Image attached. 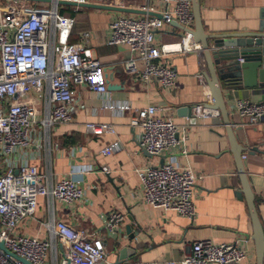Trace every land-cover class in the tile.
Masks as SVG:
<instances>
[{
  "label": "built area",
  "instance_id": "obj_1",
  "mask_svg": "<svg viewBox=\"0 0 264 264\" xmlns=\"http://www.w3.org/2000/svg\"><path fill=\"white\" fill-rule=\"evenodd\" d=\"M68 1L145 12L111 16L105 39L107 45L127 47L128 58L123 69L132 81L142 85L155 81L167 89L173 88L177 72L164 58L176 52L201 50L188 31H183L177 43H158L157 40V32L171 21L192 28L191 0ZM58 6L57 0H51L50 4L0 0V242L11 253L32 264H115L107 260L103 237L72 228L62 220L51 219L44 223L49 239L18 231L23 220L34 216L39 196L72 204L85 195L80 181L67 175L49 183L34 164L22 157L34 141L33 135L43 130L44 135L39 134L37 142L43 136L45 141L51 128L73 119L79 87L92 95L108 92L105 67L93 54L88 43L89 32L82 31L81 41L69 43L72 20L60 13ZM196 77L204 89L205 101L191 107V116L219 117L218 110L208 107L212 97L204 75L198 73ZM103 108L122 114L130 109V105L110 101ZM161 110L163 108L159 106L148 105L133 110L129 119L132 127L139 128L137 141L141 149L156 157L174 153L160 165L135 168L141 183L142 200L153 208L193 218V191L201 176L177 161V155L188 153L186 133L183 127L178 130L170 118L158 115ZM229 111L243 118L242 125L262 123L264 126V100L238 99ZM84 130L91 135L115 133L113 124L107 122L88 121ZM113 150L114 144H111L103 147L101 153L109 155ZM245 157L246 153H242L241 158ZM123 220L124 215L118 211L106 214L107 236L119 234ZM57 247L60 248V260ZM249 252V246L237 242L196 240L189 252L163 263L242 264ZM0 264L24 263L0 249Z\"/></svg>",
  "mask_w": 264,
  "mask_h": 264
},
{
  "label": "crops",
  "instance_id": "obj_2",
  "mask_svg": "<svg viewBox=\"0 0 264 264\" xmlns=\"http://www.w3.org/2000/svg\"><path fill=\"white\" fill-rule=\"evenodd\" d=\"M69 7L75 14L64 13L72 20L67 41H81L80 33L89 32L88 43L94 56L104 64L107 80L121 88L108 90L105 95H92L79 87L73 119L51 128L45 141L43 136L37 142L38 135H44L43 130L33 135L34 141L22 157L34 164L49 183L67 175L80 181L85 195L72 204L39 196L34 216L23 220L18 231L49 239L44 223L62 220L72 228L103 237L107 260L115 264H164V260L189 252L196 240L249 246L250 252L242 264H255L250 216L246 200L240 195L241 180L222 117L191 116V107L205 101L204 89L196 75L205 76L206 64L198 52H176L164 58L177 72L173 88L167 89L155 81L142 85L132 81L123 69L127 47L107 45L105 41L110 17L122 12ZM263 9L264 0H200L201 21L208 34L256 30ZM182 35L183 30L167 23L157 32V40L177 43ZM238 99L264 100V86L226 91L228 110ZM110 101L128 102L130 109L122 114L104 109V104ZM148 105L163 108L157 114L170 118L178 130L183 127L186 133L188 153L176 154V159L201 176L193 191V218L153 208L142 200L135 168L160 165L174 155L156 157L139 147V128L132 127L129 119L133 110ZM229 115L236 140L244 147L242 153H246L242 160L264 228V126L242 125V117L230 111ZM88 121L111 123L115 133L87 134L84 124ZM111 144H114L112 153L102 154L101 149ZM83 169L88 170L81 172ZM112 211L122 213L124 220L119 234L107 236L104 217ZM122 248H126L127 259L121 262L118 258ZM57 251L60 260L59 247Z\"/></svg>",
  "mask_w": 264,
  "mask_h": 264
},
{
  "label": "water",
  "instance_id": "obj_3",
  "mask_svg": "<svg viewBox=\"0 0 264 264\" xmlns=\"http://www.w3.org/2000/svg\"><path fill=\"white\" fill-rule=\"evenodd\" d=\"M28 1L51 2V0ZM57 4L128 14H145L144 11L135 8L116 7L99 3H76L68 0H57ZM191 7L193 15L192 28H184L174 21L170 23L183 31L191 33L194 42L199 43L201 46L198 56L206 64L204 77L212 97V103L208 107L218 110L222 117L241 180L240 195L246 200L250 216L255 264H264V228L254 201V193L250 185V180L246 174L244 162L241 158L244 147L239 145L236 140L225 101L226 91L264 86V9L261 11L260 23L256 30L219 35L204 32L200 14V0H191ZM149 14L158 18L161 17L157 13ZM119 71H122V69H119ZM107 82L108 90L121 88L120 85L118 87L117 85L109 83V80ZM0 249L14 256L24 264H32L11 253L1 242ZM125 259H127L126 248H122L118 260L122 262Z\"/></svg>",
  "mask_w": 264,
  "mask_h": 264
},
{
  "label": "trees",
  "instance_id": "obj_4",
  "mask_svg": "<svg viewBox=\"0 0 264 264\" xmlns=\"http://www.w3.org/2000/svg\"><path fill=\"white\" fill-rule=\"evenodd\" d=\"M59 12L60 13H63V14L64 13H67L68 15H71V16H73L75 14V11L71 7H69V6H62V7H60L59 8Z\"/></svg>",
  "mask_w": 264,
  "mask_h": 264
}]
</instances>
